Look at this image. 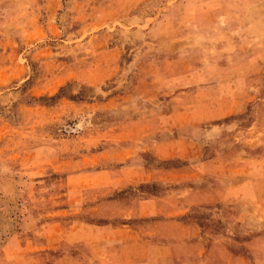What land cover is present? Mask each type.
I'll return each instance as SVG.
<instances>
[{
    "label": "rangeland",
    "instance_id": "374dc122",
    "mask_svg": "<svg viewBox=\"0 0 264 264\" xmlns=\"http://www.w3.org/2000/svg\"><path fill=\"white\" fill-rule=\"evenodd\" d=\"M262 153L264 0H0L10 264H200L179 250L194 221L207 264H264V219L261 243L241 226L226 239L209 201L220 158L247 168L234 197L264 215ZM188 184L207 201L177 216Z\"/></svg>",
    "mask_w": 264,
    "mask_h": 264
},
{
    "label": "crops",
    "instance_id": "0c3cea01",
    "mask_svg": "<svg viewBox=\"0 0 264 264\" xmlns=\"http://www.w3.org/2000/svg\"><path fill=\"white\" fill-rule=\"evenodd\" d=\"M228 113V111H227ZM230 113V111H229ZM263 156L261 158L264 160V153H262ZM223 160V159H222ZM220 158L216 160V165L214 168V179L211 182V193L212 196L210 197L209 201L212 205L214 204H219L221 208H225V212L222 213L221 216H218L223 222H225V232L222 233V236L224 238H229L232 239L233 235H236L237 231L236 228L238 226H241L243 228V234L242 236H247L253 233L255 230H259V235L256 238L258 241V244L261 243V228L257 229L255 224H257V221L259 222L261 219H264V215L261 214V204L263 205V202L261 201L260 197L257 196V198L250 197L251 199H247L244 197H240L239 195L235 198L234 195H237L235 192V189H240V188H245L247 184H254L253 180H249L246 178L244 175L248 172L247 168L238 165L236 167L230 166L227 164L229 161H226L221 163ZM257 173L258 180L256 181L258 187L263 186L260 181V175H264V165L261 164L257 169H254ZM238 174L240 175L241 179L238 182H235L234 178L235 175ZM191 177H186L183 178L184 181H190ZM253 179V178H252ZM203 187V185H201ZM199 185H194L189 186L185 185L182 190L184 193H187V196L183 197L181 201V205L178 207V210L175 212L177 216H188V212L191 209V207L197 206L200 203H203L207 200L205 198L201 197L198 198L196 196L194 199H191V195L194 192V195L198 191ZM253 200V202H252ZM233 203H240V210L233 214H230L228 216V208L232 209L233 208ZM132 204L127 206L128 211L125 212V216L131 217L132 215H143L145 214L144 212L141 213H135L133 211V208H131ZM255 210V215L253 214V211ZM227 210V211H226ZM197 219V218H196ZM197 221L193 222V226L197 227L198 229V234H195V238L192 239V237L187 234V241H183V245L179 246V250L184 252V256L186 260H189V258H196V257H201V263L200 264H207L205 258H207V252L209 251V238L205 237L203 234H201V231L199 229V225H197ZM257 240H252V242H257ZM32 244V243H31ZM227 252H230L231 257L234 256L233 251H231L229 248L226 246L224 247ZM188 249V250H187ZM261 250V247H259ZM16 248H11L6 250L4 253L0 255V264H10L12 261H8V258L12 256ZM12 253V254H11ZM189 255V256H187ZM193 260V259H192ZM4 261V262H3ZM3 262V263H2ZM193 264H197V261H192Z\"/></svg>",
    "mask_w": 264,
    "mask_h": 264
}]
</instances>
